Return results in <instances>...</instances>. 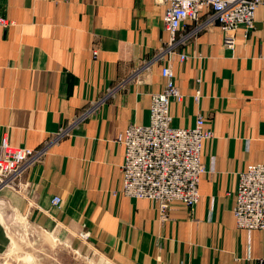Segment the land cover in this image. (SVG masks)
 Instances as JSON below:
<instances>
[{
	"label": "crops",
	"instance_id": "crops-1",
	"mask_svg": "<svg viewBox=\"0 0 264 264\" xmlns=\"http://www.w3.org/2000/svg\"><path fill=\"white\" fill-rule=\"evenodd\" d=\"M164 12L157 0H0L11 22L0 27V137L46 146L0 185V254L11 210L88 231L128 264H264V230L238 228L233 215L238 174L264 161L263 6L248 31L227 35L203 9L177 32L170 64L182 100L169 102L171 125L192 127L201 115L212 132L199 200L163 215L122 192L120 138L130 124H148L151 95L167 81V58H157L170 41Z\"/></svg>",
	"mask_w": 264,
	"mask_h": 264
},
{
	"label": "built area",
	"instance_id": "built-area-1",
	"mask_svg": "<svg viewBox=\"0 0 264 264\" xmlns=\"http://www.w3.org/2000/svg\"><path fill=\"white\" fill-rule=\"evenodd\" d=\"M165 6L163 26L170 41L157 56L167 58L162 68L166 78L164 89L151 95L149 122L130 124L120 142L124 145L122 192L136 199L157 203L161 214L171 206L182 203L188 207L199 200L198 183L205 171L201 162L203 142L212 137L205 128V119L198 115L192 127L171 125L169 102H180L182 94L173 83L171 58L176 53L178 30L187 20H197L203 9L209 10L210 19L217 22L223 33L231 35L243 26L247 31L254 26V13L264 0H157ZM11 22L0 16V27ZM184 59V55H180ZM63 131L60 135H63ZM46 151L11 146L6 136L0 137V185L11 186L24 169L37 162ZM61 199L54 196L52 205ZM233 215L238 228L264 230V161L250 164L238 174Z\"/></svg>",
	"mask_w": 264,
	"mask_h": 264
},
{
	"label": "rangeland",
	"instance_id": "rangeland-1",
	"mask_svg": "<svg viewBox=\"0 0 264 264\" xmlns=\"http://www.w3.org/2000/svg\"><path fill=\"white\" fill-rule=\"evenodd\" d=\"M4 217L10 243L0 264H128L95 245L88 231L39 224L11 210Z\"/></svg>",
	"mask_w": 264,
	"mask_h": 264
}]
</instances>
